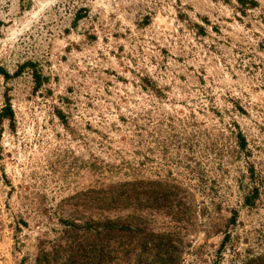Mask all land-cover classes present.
<instances>
[{
    "label": "rangeland",
    "instance_id": "obj_1",
    "mask_svg": "<svg viewBox=\"0 0 264 264\" xmlns=\"http://www.w3.org/2000/svg\"><path fill=\"white\" fill-rule=\"evenodd\" d=\"M6 104L0 264H58L89 220L264 256V0H0Z\"/></svg>",
    "mask_w": 264,
    "mask_h": 264
},
{
    "label": "trees",
    "instance_id": "obj_2",
    "mask_svg": "<svg viewBox=\"0 0 264 264\" xmlns=\"http://www.w3.org/2000/svg\"><path fill=\"white\" fill-rule=\"evenodd\" d=\"M0 118L13 120L9 104L2 110ZM85 233L75 234L77 226L71 225L65 234V246L61 257L43 259L45 263L58 264H101L109 259L111 253L123 254L126 264H176L175 249L170 235L142 234L136 226L130 228L117 220L85 222ZM141 231V230H140ZM131 247V248H129ZM60 248V247H59ZM129 250H126V249ZM50 261V262H49ZM247 264H264V256Z\"/></svg>",
    "mask_w": 264,
    "mask_h": 264
}]
</instances>
